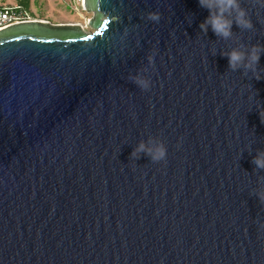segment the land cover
Wrapping results in <instances>:
<instances>
[{"label": "water", "instance_id": "water-1", "mask_svg": "<svg viewBox=\"0 0 264 264\" xmlns=\"http://www.w3.org/2000/svg\"><path fill=\"white\" fill-rule=\"evenodd\" d=\"M84 1L91 33L0 29V264H264V50L261 79L222 54L264 49V5L221 37L198 0Z\"/></svg>", "mask_w": 264, "mask_h": 264}, {"label": "clouds", "instance_id": "clouds-1", "mask_svg": "<svg viewBox=\"0 0 264 264\" xmlns=\"http://www.w3.org/2000/svg\"><path fill=\"white\" fill-rule=\"evenodd\" d=\"M201 7L208 9V15L200 22V29L207 31L210 27L211 30L218 36L229 37L231 35V27L233 22L242 28H251L252 23L248 18L247 11L240 5V0H198ZM264 5V0H260ZM235 13L234 17L231 16ZM149 20L159 21L160 14L158 11H151L148 13ZM261 46L252 45L246 51L242 48L234 47L222 53L228 58V66L232 70L243 67L245 70H252L256 79H261L260 74L256 71V64L259 61ZM153 55H148L149 64L153 61ZM134 82L141 89H148L151 81L142 76L134 77ZM258 113L260 119L264 121V107L258 106ZM140 154L147 155L151 161L158 162L165 159L167 148L165 143L159 136H151L147 140H140L133 148L132 156L136 157ZM252 163L256 168L264 169V150L257 151L256 155L252 158ZM259 201L264 204V190H259L256 193Z\"/></svg>", "mask_w": 264, "mask_h": 264}, {"label": "rangeland", "instance_id": "rangeland-1", "mask_svg": "<svg viewBox=\"0 0 264 264\" xmlns=\"http://www.w3.org/2000/svg\"><path fill=\"white\" fill-rule=\"evenodd\" d=\"M82 0H0V6L21 5L35 18L52 23H77L85 33L94 31L90 21L93 13L85 10Z\"/></svg>", "mask_w": 264, "mask_h": 264}, {"label": "built area", "instance_id": "built-area-1", "mask_svg": "<svg viewBox=\"0 0 264 264\" xmlns=\"http://www.w3.org/2000/svg\"><path fill=\"white\" fill-rule=\"evenodd\" d=\"M30 20L37 18L31 16L21 5L0 6V29Z\"/></svg>", "mask_w": 264, "mask_h": 264}, {"label": "flooded vegetation", "instance_id": "flooded-vegetation-1", "mask_svg": "<svg viewBox=\"0 0 264 264\" xmlns=\"http://www.w3.org/2000/svg\"><path fill=\"white\" fill-rule=\"evenodd\" d=\"M39 20H44V21H48L51 22L50 20H47L46 18H38ZM57 23H66V22H57ZM56 24V23H55Z\"/></svg>", "mask_w": 264, "mask_h": 264}, {"label": "bare ground", "instance_id": "bare-ground-1", "mask_svg": "<svg viewBox=\"0 0 264 264\" xmlns=\"http://www.w3.org/2000/svg\"><path fill=\"white\" fill-rule=\"evenodd\" d=\"M82 2L84 3V4H83V6H85V1H84V0H82Z\"/></svg>", "mask_w": 264, "mask_h": 264}]
</instances>
